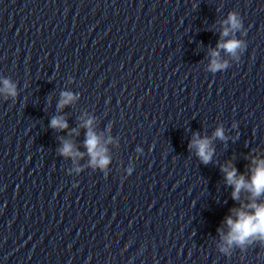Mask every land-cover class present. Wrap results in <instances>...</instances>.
Listing matches in <instances>:
<instances>
[{"label": "clouds", "instance_id": "obj_1", "mask_svg": "<svg viewBox=\"0 0 264 264\" xmlns=\"http://www.w3.org/2000/svg\"><path fill=\"white\" fill-rule=\"evenodd\" d=\"M223 30L221 32L222 37H229L230 33L233 34V38L228 39L225 42L217 44L218 49H223L230 56L235 59H239L240 53L244 52L247 43L244 40L234 38V34L243 31V20L238 12H229L227 19L223 21ZM212 57L208 71L212 73L222 72L228 68L227 61H221L219 59V51L212 50L210 52ZM0 93L15 98L17 96V86L11 80L5 78L0 80ZM74 99V95L71 92H62L61 99L57 104V109L60 110L66 105H69ZM93 120L88 119L82 125L87 129L86 139L84 145L87 149V154L90 156V166L105 170L110 163V158L106 155L107 149L100 143V138L92 129ZM50 127L60 131L68 129V123L62 116L53 117L50 121ZM73 132L75 130L73 129ZM214 137L220 140H225V134L222 127H218L214 132ZM189 148L196 150V155L203 164H208L212 161L215 149L211 146V138H201L199 134H194L193 139L189 143ZM59 153L65 157H82L84 154L75 150L71 141L64 140L62 147L59 149ZM250 168V179H246L244 174L237 173V168L231 163L227 162L221 166V171L225 175V181L228 185L232 186L233 191L231 193L232 199L240 201L242 191L249 193L250 202L242 205L240 208L231 209L235 215L233 217L227 216L225 223L228 226L229 231L227 234L221 232L222 244L219 246V251L226 255H229L231 250L240 249L245 251L249 246L259 243L264 245V203H257L256 200L264 195V159H253ZM79 172L80 169H77ZM129 174L131 169H128Z\"/></svg>", "mask_w": 264, "mask_h": 264}]
</instances>
